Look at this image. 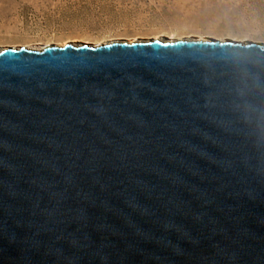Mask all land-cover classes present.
Listing matches in <instances>:
<instances>
[{
	"label": "water",
	"instance_id": "95a60500",
	"mask_svg": "<svg viewBox=\"0 0 264 264\" xmlns=\"http://www.w3.org/2000/svg\"><path fill=\"white\" fill-rule=\"evenodd\" d=\"M0 264H264V44L1 49Z\"/></svg>",
	"mask_w": 264,
	"mask_h": 264
},
{
	"label": "rangeland",
	"instance_id": "374dc122",
	"mask_svg": "<svg viewBox=\"0 0 264 264\" xmlns=\"http://www.w3.org/2000/svg\"><path fill=\"white\" fill-rule=\"evenodd\" d=\"M193 39L264 44V0H0V50Z\"/></svg>",
	"mask_w": 264,
	"mask_h": 264
},
{
	"label": "bare ground",
	"instance_id": "6f19581e",
	"mask_svg": "<svg viewBox=\"0 0 264 264\" xmlns=\"http://www.w3.org/2000/svg\"><path fill=\"white\" fill-rule=\"evenodd\" d=\"M163 42V41H162Z\"/></svg>",
	"mask_w": 264,
	"mask_h": 264
}]
</instances>
